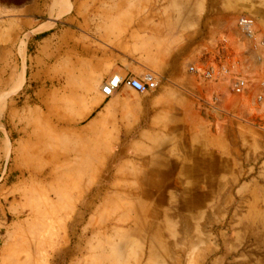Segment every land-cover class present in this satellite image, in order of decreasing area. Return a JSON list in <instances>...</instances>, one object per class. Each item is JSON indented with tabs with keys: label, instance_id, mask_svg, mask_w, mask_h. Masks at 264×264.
Wrapping results in <instances>:
<instances>
[{
	"label": "crops",
	"instance_id": "obj_1",
	"mask_svg": "<svg viewBox=\"0 0 264 264\" xmlns=\"http://www.w3.org/2000/svg\"><path fill=\"white\" fill-rule=\"evenodd\" d=\"M36 1L47 16L41 22L33 15ZM56 2L0 0V191L22 173L9 167L13 130L7 127L15 110L59 111L61 87L72 94V81L89 79L99 88L115 75L152 73L169 85L149 98L138 95V107L118 100L120 111L138 116L134 156L150 160L148 180L140 183L148 189L140 196L157 197L156 210L141 208V222L159 217L162 204L190 222L226 221L246 189L244 176L264 159V123L253 122L264 120V47L237 25L239 17L250 16L264 34V0H142L139 19L104 49L86 40L92 36L83 24H72V10L62 17ZM206 60L219 68L217 79L201 88L186 85V66L204 69ZM233 74L248 80L244 94L233 90ZM8 216L0 211V223L7 225Z\"/></svg>",
	"mask_w": 264,
	"mask_h": 264
},
{
	"label": "rangeland",
	"instance_id": "obj_2",
	"mask_svg": "<svg viewBox=\"0 0 264 264\" xmlns=\"http://www.w3.org/2000/svg\"><path fill=\"white\" fill-rule=\"evenodd\" d=\"M58 1L60 15H68L72 10V24H83L85 32L92 36L86 40L101 49L112 46L119 32L127 34V29L139 19L143 5L142 0ZM35 4L38 5L32 8L34 17L40 22L46 20L42 2L36 1ZM48 27L50 25L40 30ZM201 65L203 68L216 67L210 60ZM235 66L233 72H239ZM189 67L188 64L185 68L186 85L192 82L191 86H204L206 82L190 74ZM91 82L85 79L81 85L72 81V94L68 86L61 87L57 112L32 107L13 112L10 118L13 126L7 127L13 130V156L9 167L22 173L10 176L6 180L7 189L0 191V211L3 215L5 212L9 214L8 224L0 223V228L4 226L0 233V264H9L10 256L5 249L10 245L9 237L15 232L12 228L23 222L32 210L23 191L35 185L44 191L49 190V193L64 189L69 196L72 192V219L79 217L75 232L69 233V243L63 246L66 250L57 251L56 264H86L90 256L84 251L94 248L96 241L95 234L87 232L92 225H106L115 232L126 233L122 240L125 243L122 264H264V159L254 162L255 171L251 176H244L246 189L236 196V206L231 208L223 223L190 222L188 219L192 217L186 215L181 219L164 204L159 208V217H150L149 223H142L141 208L146 207L148 211V205L153 209L156 207V194L149 199L140 196L148 189V185L141 189L140 183L148 180L150 160L134 156L133 139L140 129L134 126L138 116L122 112L118 106V100H121L138 107L143 102L138 98L141 94L125 87L121 94L106 98L101 92L102 85L94 88ZM168 83L159 78L158 87ZM29 91L30 94L32 89ZM152 94L141 96L149 98ZM107 106H110L108 113L105 112ZM102 117L108 123L95 129V133L90 132L91 124ZM257 119L253 122L258 126L264 123V120ZM103 140L108 143L105 151L101 146ZM139 150L142 149L137 148ZM48 174L49 179L42 182ZM50 195L55 200L52 193ZM79 198L83 199L81 203ZM37 205L39 200H36L35 207ZM133 207L139 209V231L128 233L129 226L126 225L133 219ZM118 213L128 220L124 225H116ZM149 224L152 226L150 230ZM149 239H152V248Z\"/></svg>",
	"mask_w": 264,
	"mask_h": 264
},
{
	"label": "bare ground",
	"instance_id": "obj_3",
	"mask_svg": "<svg viewBox=\"0 0 264 264\" xmlns=\"http://www.w3.org/2000/svg\"><path fill=\"white\" fill-rule=\"evenodd\" d=\"M109 111L110 106H107L105 112L108 113ZM107 123L108 121L102 117L96 123H92L89 130L95 133V129L103 127ZM101 146L105 151L108 148L107 141L103 142ZM94 172L95 168H93ZM48 179L49 174L43 177L42 182ZM44 190V188L35 185L29 189L25 188L23 191L24 199L28 202V206H32L33 211L30 210L27 218L12 228L15 232L9 237L10 245L5 249L7 255L10 256L9 264H56L58 261L57 251L59 249L66 250L63 246L69 243V233L75 232L79 217L72 219V192L71 195L67 196L63 191L64 189L62 191L52 190L50 193L55 199L53 200L50 198L49 190ZM67 192L69 193V191ZM35 199L39 200L37 207H35ZM82 201L83 199H80V203ZM138 210L137 207H133L134 216L129 221L124 220L121 213H118L115 218L116 225H124L128 221L126 226H129V229L127 232L137 231L139 229ZM88 231L95 234L96 241H94V248L84 251L90 256L86 264H122L125 250V243L122 240L126 238V233L123 231L115 232L113 228L106 225L102 227L92 225L89 230L87 229ZM127 239L130 242L128 237Z\"/></svg>",
	"mask_w": 264,
	"mask_h": 264
},
{
	"label": "built area",
	"instance_id": "obj_4",
	"mask_svg": "<svg viewBox=\"0 0 264 264\" xmlns=\"http://www.w3.org/2000/svg\"><path fill=\"white\" fill-rule=\"evenodd\" d=\"M238 28L241 33L248 39L256 40L259 38L258 44L264 47V34H260L257 30V22L255 18L243 15L237 21ZM188 72L198 79L205 82H212L217 79L219 75L218 67H208L198 69L195 66H190ZM232 81L233 90L237 94H244L249 88V82L243 77L233 74L230 77ZM159 86V78L152 73H148L143 78L136 77H122L120 75L113 76L107 81L101 89L102 94L106 98L113 97L122 87H127L137 94H148L155 91Z\"/></svg>",
	"mask_w": 264,
	"mask_h": 264
},
{
	"label": "trees",
	"instance_id": "obj_5",
	"mask_svg": "<svg viewBox=\"0 0 264 264\" xmlns=\"http://www.w3.org/2000/svg\"><path fill=\"white\" fill-rule=\"evenodd\" d=\"M8 217H9V216H8ZM7 222H9V221H8V218H7Z\"/></svg>",
	"mask_w": 264,
	"mask_h": 264
}]
</instances>
